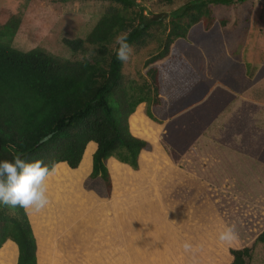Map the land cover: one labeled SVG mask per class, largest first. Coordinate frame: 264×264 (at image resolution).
<instances>
[{"label":"trees","instance_id":"16d2710c","mask_svg":"<svg viewBox=\"0 0 264 264\" xmlns=\"http://www.w3.org/2000/svg\"><path fill=\"white\" fill-rule=\"evenodd\" d=\"M24 1L29 3L30 0ZM250 1L253 0H187L166 21L147 19L135 0H51L62 5L70 2L107 4L84 39L62 40L71 58L58 57L41 48L27 51L16 48L13 40L22 18L6 13V21L0 24V161H10L14 153H22V158L28 162L43 160L50 170L65 164L70 172H74L81 166L86 147L93 144L91 173L83 184L95 196L93 198L107 204L111 198H105L112 195L113 183L106 161L116 156L119 162L138 168L140 162L154 151L156 141L155 134L145 129L153 126L160 129V122L175 111L178 101L190 94L202 79H210L207 72L198 69L181 52L176 41L185 42L191 38L197 41L220 33L227 20L216 19L214 8H229ZM154 29L160 30L161 34H153ZM121 33H129L128 42L134 48H141L147 40L156 39L154 35L159 41L156 52L143 64L139 83L124 76V63L116 58L118 45L115 40ZM228 73L239 83L241 91L247 89L244 86L248 83L246 63H236ZM143 111L145 118L134 119L137 112ZM132 124L139 125L140 129L135 130ZM49 134H53L51 139L42 142ZM154 153L156 155L157 151ZM125 183L122 184L126 186ZM133 185L136 188L131 189L137 191L142 183ZM167 193L173 211L185 229L208 225L214 213L221 222L242 216L245 219L246 207L185 174H179L172 181ZM191 197L195 198V208L201 204L210 206V220L198 213L199 220H195L198 223L186 221L191 219V207L194 208ZM83 201L85 205L91 202L84 198L79 200L77 203L82 208L73 207L65 218L73 220L87 210L71 230L80 234L82 243L89 249L92 240L88 226L100 219L106 224L107 231L112 230L116 215H108L113 210L111 206L103 205L99 215L97 207L88 210L87 206L81 205ZM262 221V217L259 221L255 219L249 228L260 226ZM140 232L122 235L128 240L117 243L114 240L118 235L108 233L107 241L103 242L108 247L124 245ZM8 241L17 247L16 264H37L36 238L27 214L21 208L13 212L0 204V249ZM258 243L264 246V230L250 243L229 247L228 264H252ZM12 245L8 243L0 251V264H13L15 251ZM198 255L186 258V262L205 258ZM171 261L178 264L177 257H172Z\"/></svg>","mask_w":264,"mask_h":264},{"label":"rangeland","instance_id":"374dc122","mask_svg":"<svg viewBox=\"0 0 264 264\" xmlns=\"http://www.w3.org/2000/svg\"><path fill=\"white\" fill-rule=\"evenodd\" d=\"M186 2L187 0L169 2L166 0H135L147 19L166 21H169V16ZM106 7L107 4L102 2H70L62 5L51 2V0H30L29 3L24 0H0V24L6 21L8 12L21 16L22 23L13 40L16 48L25 51L41 48L52 55L71 58V53L63 45L62 40L84 39ZM213 12L216 19L227 20L226 26L220 33H212L211 36L197 41L194 38L185 42L176 41L181 52L198 69L207 72L210 79H202L190 94L178 101L176 109H181L179 111L181 114L176 115L174 120L165 117L160 122V129L154 126L145 129L148 133L155 134L156 141L153 143V150L157 151L156 156L151 153L152 156L146 159L145 165L140 163L139 168L130 167L119 162L116 156L106 161L112 183L122 177H132L135 182H143L142 185L146 184L151 187L165 184L164 181L174 174L171 175V170L181 151L185 150L194 140V132L203 129L208 121L211 122L221 111L225 113L222 118H226L228 116L226 110L232 108L233 101L240 103L235 105V109H264V0H253L229 8L216 7ZM152 32L161 34V31L157 29ZM154 38L157 39L155 35ZM156 39H149L145 46L134 48L133 55L123 66V74L127 79H133L139 83L144 62L156 52L158 47L159 41ZM211 58L213 61L210 60ZM239 62L246 63L248 66V83L244 84L247 89L243 91L239 83L228 73V70ZM137 113L136 116L133 115L134 119L146 117L144 111ZM170 116L171 114L168 118ZM134 119H131L132 123ZM131 126L136 128L135 130L140 129L139 125L132 124ZM260 133L259 138L263 135V140H259V146L254 150L252 148L253 151H247L248 154H254V151L258 149L256 154L261 156L262 152L264 153V130ZM176 144L179 150L176 149ZM93 150V144L86 147L81 166L76 171L70 172L65 164H60L47 178V194L50 204L40 213L27 214L32 231L37 237L41 236L40 232L47 234V230H52V226L46 224L47 221L58 219L61 216L60 212L63 214L68 212V209H63V205L81 201L83 198L95 202L96 199L92 197L94 195L87 192L83 184L91 173ZM199 161L203 163L202 160ZM184 163L187 165L190 162ZM159 178V182L153 181ZM203 181L205 179H202V183ZM86 208L88 209V206ZM169 214L174 216L171 207ZM62 217L64 218V215ZM248 218L255 220L254 216L248 215ZM173 221L176 223V220ZM250 223L249 219H246V222L242 219H235L229 226L234 225L236 231L240 233L236 241L231 244L222 243L218 235L217 242L211 245L210 256L201 259L202 261L193 259L191 263L186 262V264H228L229 247L250 243L264 230V219L258 227L249 228ZM217 225L218 228L225 227L223 222ZM202 248L204 249V245ZM108 261H111L110 257ZM108 261L105 260L107 264H110ZM252 264H264V246L260 243L256 245Z\"/></svg>","mask_w":264,"mask_h":264},{"label":"crops","instance_id":"0c3cea01","mask_svg":"<svg viewBox=\"0 0 264 264\" xmlns=\"http://www.w3.org/2000/svg\"><path fill=\"white\" fill-rule=\"evenodd\" d=\"M232 104V108L226 110V113L228 112L226 118H222L225 113L221 111L211 122L208 121L203 129L196 131L194 129V140L181 151L171 170V175L174 173L172 177H176L179 174H185L199 183L205 179L202 184L247 208L244 215L245 222L248 215L254 216L256 221H259L261 217L264 219V153L261 151L262 155L259 156L256 154L259 149L254 151V154L251 153L252 155L247 151L250 152L252 148L254 150L259 146V140H263V135L259 137L260 131L264 130V109H235V105L240 103L233 101ZM180 110L176 109L170 113L171 116L167 119L174 120L176 115L181 114ZM176 149H178L177 144ZM152 154L155 153L152 152ZM146 159L143 163L140 162L141 165H145ZM199 160L203 163L201 164ZM208 160L211 161L208 162ZM184 162L190 163L186 165ZM172 177L164 181L165 184H157L156 187L146 184L138 186L137 191L131 189V187L136 188L133 185L137 183L134 178L122 177L113 183L112 195L109 194L110 196L105 198V200L111 198L107 200V204L100 203L96 198L95 202H89L86 205L83 201L81 205L88 206V210L97 207L99 215L101 205L111 206L113 212H108V215L113 213L116 215L112 230L107 231L106 224L100 219L96 220V224L88 226L87 231L92 240L89 249L82 243L80 234L71 230L87 212H83L73 220L65 218L66 213L60 212L61 216L58 219L46 222L47 225L52 226L51 231L47 230V234L40 232V237L34 234L37 244V264H107L109 257L110 264H172V257L178 258V264H186V258H194L196 255L199 256L198 254H202V257L210 256L211 245L217 242L219 233L235 219L243 220V216L223 222L225 227L218 228L217 224L222 222L216 219V213H214L213 220L202 228H183L175 212L173 211L174 216L169 214L170 207L172 210L173 208L167 191L175 178L172 179ZM123 182L127 185L124 186ZM118 185L119 187H116ZM191 199L194 207H191L192 217L186 221L198 223L199 221L195 222L199 220L198 213L210 220V206L201 204L199 208L198 206L195 208V198L191 197ZM73 207L82 208L77 202L63 205V209L68 211ZM173 220H176V223ZM148 226L150 228L144 230ZM247 230L248 227H246ZM137 232H140L139 236L124 245L116 247L104 245L103 241H107L108 233L118 235L114 240L117 243L128 240L127 237L122 238V235ZM237 233L240 235L239 232ZM185 242L193 246L191 251L183 252ZM8 243L10 241L6 242L0 251ZM116 243L113 244L116 245ZM12 246L15 251L13 264H16L17 247L15 244Z\"/></svg>","mask_w":264,"mask_h":264},{"label":"clouds","instance_id":"9594fccd","mask_svg":"<svg viewBox=\"0 0 264 264\" xmlns=\"http://www.w3.org/2000/svg\"><path fill=\"white\" fill-rule=\"evenodd\" d=\"M129 33H121L116 37L115 43L117 60L127 63L134 53V47L128 42ZM53 134H49L42 142L46 143ZM22 153H14L12 160L0 161V204L9 210L15 211L21 208L26 214L42 212L49 204L47 178L54 168L44 164L43 160L31 162L22 158ZM218 239L222 243L231 244L238 239V233L234 225L226 226L219 233ZM192 245L185 242L184 251L192 250Z\"/></svg>","mask_w":264,"mask_h":264}]
</instances>
